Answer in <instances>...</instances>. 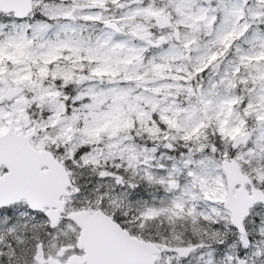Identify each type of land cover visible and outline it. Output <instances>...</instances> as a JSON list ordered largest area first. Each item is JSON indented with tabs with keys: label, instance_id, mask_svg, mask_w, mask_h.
I'll return each mask as SVG.
<instances>
[{
	"label": "rangeland",
	"instance_id": "rangeland-1",
	"mask_svg": "<svg viewBox=\"0 0 264 264\" xmlns=\"http://www.w3.org/2000/svg\"><path fill=\"white\" fill-rule=\"evenodd\" d=\"M89 3L97 8L77 9ZM34 6L23 20L0 12V134L35 130L32 144L67 166L75 185L67 213L101 208L128 230L155 223L174 239L203 243L184 259L163 253L157 264H264V205L247 218V235L236 231L224 208L222 169V160L232 159L264 190V0H34ZM167 12L175 26L201 27L183 37L192 52L187 58L173 42L145 56L150 43L135 38ZM109 21L121 32L108 29ZM219 46L224 53L208 63ZM150 76L164 79L144 84ZM14 88L23 90L8 98ZM246 130L249 143L233 148ZM77 236L67 220L51 229L26 202L0 209V264H48Z\"/></svg>",
	"mask_w": 264,
	"mask_h": 264
},
{
	"label": "water",
	"instance_id": "water-1",
	"mask_svg": "<svg viewBox=\"0 0 264 264\" xmlns=\"http://www.w3.org/2000/svg\"><path fill=\"white\" fill-rule=\"evenodd\" d=\"M95 5H83L80 8H94ZM2 12H14L17 18H26L33 10L32 0H0ZM156 21L161 28L172 25L171 19L160 15ZM108 27L120 31L115 22L107 24ZM150 33H140V39H145ZM30 46L34 41L29 42ZM120 54L119 51H116ZM143 60H139L141 65ZM160 77H149L145 83H154ZM21 88L10 89L7 97L12 98L22 92ZM27 127L31 125V118L24 117ZM35 131L26 133L9 128L0 135V169L5 166L7 171L0 175V208L10 206L21 200H26L34 211H45L56 227L65 211L66 202L62 197L71 195L73 187L70 172L56 156L48 150H39L31 143ZM251 137V131L235 137L233 147L246 145ZM136 158V157H135ZM222 166L226 175L228 198L224 207L232 214V224L241 234H246L245 219L250 215L251 209L259 203L264 204V191L247 185L253 179L242 173L240 167L233 160L224 159ZM90 213H93L92 215ZM81 228L78 246L85 250L83 259L78 256L70 257L66 263L50 257L48 264H155L162 249L144 239H139L119 225L103 210H78L68 216ZM196 246H165L164 249L176 252L180 257L191 254Z\"/></svg>",
	"mask_w": 264,
	"mask_h": 264
},
{
	"label": "flooded vegetation",
	"instance_id": "flooded-vegetation-1",
	"mask_svg": "<svg viewBox=\"0 0 264 264\" xmlns=\"http://www.w3.org/2000/svg\"><path fill=\"white\" fill-rule=\"evenodd\" d=\"M166 15H169L172 18V20H174V16L171 12H167ZM68 17H73V13H71ZM149 30L152 33V37L147 38L143 42H149L151 46L148 47V49L146 51L147 53H145V56H147L150 52H154L157 48L158 49L168 48L169 45L171 44V42H173L179 48V50L181 52V56L189 57V53L191 54L192 52L191 51L187 52V49L185 47L186 45L183 41V37L187 33L191 34L194 31L200 32L201 27L196 26L194 29H192V28H186L184 25H178V26H173V27H169V28H165V29H160L154 24ZM172 31H173L174 35H173L172 39H169V34ZM203 43H205V38H203ZM189 50H191L190 46H189ZM144 60H145V58H144ZM203 69L205 70V60H204ZM68 214L69 213H63L61 223L59 226H61L63 221L67 220V222L72 225V228H74V231H76V233L78 232V236L76 237V241H77L79 234H80V228L72 220L67 218ZM61 250L63 251V253L62 254L59 253L57 256L62 261H66L68 259V257L73 255V254L79 255V256L84 254V251L82 249H80L77 246V244H73V245L72 244H66L65 246L62 247ZM165 252H163V253H165ZM166 253H172V252H166ZM172 254H175V253H172Z\"/></svg>",
	"mask_w": 264,
	"mask_h": 264
},
{
	"label": "trees",
	"instance_id": "trees-1",
	"mask_svg": "<svg viewBox=\"0 0 264 264\" xmlns=\"http://www.w3.org/2000/svg\"><path fill=\"white\" fill-rule=\"evenodd\" d=\"M3 16L4 17L8 16L9 19L13 18L12 16H9V15H3ZM225 47H227V46H225ZM223 48L224 47L219 46L218 48L214 49L212 51V53H213L212 54V60H210L208 63L212 64V62L215 59L220 57L224 53ZM210 57H211V55H210ZM70 86H72V84ZM68 88L69 87H64V90L68 91L69 90ZM72 112L74 113L75 111L73 110ZM69 115L72 116L73 114H71V112H70ZM81 119H82V117L80 116L79 120H81ZM77 121H78V117L75 118L76 123H77ZM204 121L207 122V119H204ZM208 121H210V123L212 122L210 119H208ZM212 141H214L213 138H212ZM178 156H179V153H178V151H176L175 153H172V155H170V158H171V160H172V158H173V160H177ZM137 183H138L137 190L142 191L143 181L138 180ZM144 196H146V193ZM135 232H137L141 238H144V239H147L149 241L156 242V243H164V244H171L173 242H179L182 244H197V243H199L198 239H194V238L190 239L189 237H184L182 239H174V236L172 235L170 228H167V229L159 228L155 223H153L150 226H148L147 228H145L144 231H140V230L135 229Z\"/></svg>",
	"mask_w": 264,
	"mask_h": 264
}]
</instances>
